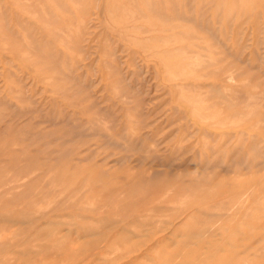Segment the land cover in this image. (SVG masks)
Listing matches in <instances>:
<instances>
[{
  "label": "rangeland",
  "instance_id": "374dc122",
  "mask_svg": "<svg viewBox=\"0 0 264 264\" xmlns=\"http://www.w3.org/2000/svg\"><path fill=\"white\" fill-rule=\"evenodd\" d=\"M0 264H264V0H0Z\"/></svg>",
  "mask_w": 264,
  "mask_h": 264
},
{
  "label": "bare ground",
  "instance_id": "6f19581e",
  "mask_svg": "<svg viewBox=\"0 0 264 264\" xmlns=\"http://www.w3.org/2000/svg\"><path fill=\"white\" fill-rule=\"evenodd\" d=\"M115 1H117V0H115ZM147 2H148V0H147ZM107 3H108V2H107ZM140 3H142V2H140ZM113 4H114V7H115V6H116L115 3H113ZM247 4H248V1H247ZM253 4H254V2H253ZM253 4H252V5H253ZM260 4H261V3H260ZM139 5H140V4H139ZM149 5H150V4H149ZM250 5H251V4H250ZM117 6H118V5H117ZM141 6H142V5H141ZM244 6H246V4H245ZM138 7H139V6H138ZM144 7H145V6H144ZM144 7H143V9H144ZM246 7L250 8L249 5L246 6ZM252 7H253V6H252ZM252 9H253V8H252ZM252 9H251V10H252ZM258 9H259V8H258ZM244 10H245V7H244ZM251 10H250V11H251ZM255 10H256V8H255ZM223 11H224V10H223ZM231 12H232V10H231ZM235 12H236V11H235ZM243 12H244V11H243ZM251 12H252V11H251ZM256 12H257V10H256ZM150 14H151V13H150ZM231 14H232V13H231ZM239 14H240V11H239ZM244 15H245V14H244ZM250 15H251V14H250ZM150 16H151V15H150ZM233 16H234V15H233ZM238 16H239V15H238ZM114 17H116V16H114ZM224 17H225V15H224ZM230 17H231V16H230ZM244 17H245V16H244ZM253 17H254V16H253ZM239 18H240V17H239ZM154 19H155V18H154ZM154 19H153V22H155ZM163 19H164V18H163ZM225 19H227V18L225 17ZM225 19H223V20L225 21ZM236 19H237V18H236ZM164 20H165V19H164ZM118 22H119V21H118ZM251 23H252V22H251ZM154 24H155V23H154ZM157 24L159 25V23H157ZM154 26H155V25H154ZM129 27H130V26H129ZM148 27H149V26H148ZM157 27H158V26H157ZM157 27H156V28H157ZM126 28H127V27H126ZM146 28H147V27H146ZM127 29H128V28H127ZM144 29H145V28H144ZM154 29H155V28H154ZM146 30H147V29H146ZM157 31H158V30H157ZM120 32H121V31H120ZM153 35H154V34H153ZM151 36H152V34L150 35V37H151ZM157 36H158V35H157ZM153 37H154V36H153ZM160 38H161V37H160ZM145 39H146V38H145ZM148 39H149V38H148ZM157 39H158V37H157ZM7 40H8V39H7ZM139 41H140V40H139ZM141 41H142V40H141ZM131 42H132V41H131ZM136 44H137V43H136ZM144 46H145V45H144ZM169 46H170V45H169ZM143 48H144V47H143ZM173 50H174V49H173ZM171 51H172V50H171ZM146 52H147V51H146ZM160 53H161V52H160ZM157 55H158V54H157ZM154 56H156L155 53H154ZM162 56H163V55H162ZM231 57H232V56H231ZM177 59H178V58H177ZM51 60H52V59H51ZM46 62H49V61L46 60ZM184 62H185V61H184ZM220 62H221V61H220ZM182 63H183V62H182ZM182 63H181V64H182ZM219 74H220V73H219ZM242 74H243V73H242ZM235 78H236V77H235ZM230 99H231V98H230ZM244 101H245V100H244Z\"/></svg>",
  "mask_w": 264,
  "mask_h": 264
}]
</instances>
